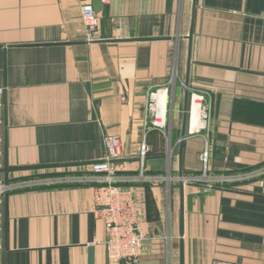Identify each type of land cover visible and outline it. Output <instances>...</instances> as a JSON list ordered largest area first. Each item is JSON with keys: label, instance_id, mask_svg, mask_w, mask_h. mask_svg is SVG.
I'll list each match as a JSON object with an SVG mask.
<instances>
[{"label": "crops", "instance_id": "0c3cea01", "mask_svg": "<svg viewBox=\"0 0 264 264\" xmlns=\"http://www.w3.org/2000/svg\"><path fill=\"white\" fill-rule=\"evenodd\" d=\"M91 1L0 0V167L5 138L10 165H35L100 160L104 136L117 135L118 174L138 177L128 183L137 264H180L181 242L183 264H264V172L249 169L264 161V0H101L92 41L80 16ZM155 89L165 92L167 134L146 122ZM191 90L206 92L211 117L201 132L188 115L182 138ZM88 168L13 171L9 181ZM92 185L10 190L1 264H107Z\"/></svg>", "mask_w": 264, "mask_h": 264}, {"label": "built area", "instance_id": "2783aa9c", "mask_svg": "<svg viewBox=\"0 0 264 264\" xmlns=\"http://www.w3.org/2000/svg\"><path fill=\"white\" fill-rule=\"evenodd\" d=\"M80 16L85 29L87 40H98L99 22L98 15L94 11L91 3H83L80 6ZM156 92L150 94L148 107L153 112V125L163 127L165 119L158 113ZM196 99L201 106V120L205 117L206 107L202 106L203 93L192 91L189 94V104ZM205 127L203 122L202 128ZM104 156L102 159L89 164L90 174L80 176L62 175L41 177L36 179H26L19 182H8L5 184L0 178V253L2 250L3 233V201L5 193L15 188H24L34 185H47L62 182H91L92 187V211L94 217L101 220L106 230L105 248L108 259L107 264H137L140 255L141 234L137 229V206L133 191L123 188L120 182L134 180L132 177H125L118 174L115 161L124 157L120 138L117 135H106L103 138ZM149 150L145 143L140 148L139 158H145ZM200 159L206 163L207 153L200 154ZM97 182L94 184V182ZM1 264V260H0ZM220 264V263H213Z\"/></svg>", "mask_w": 264, "mask_h": 264}, {"label": "water", "instance_id": "95a60500", "mask_svg": "<svg viewBox=\"0 0 264 264\" xmlns=\"http://www.w3.org/2000/svg\"><path fill=\"white\" fill-rule=\"evenodd\" d=\"M100 2L101 0H92L91 4L93 6V9L95 12H97L100 8ZM4 97V95H3ZM187 99V94H186ZM3 103H5V100L3 98ZM188 116V109H187V103L184 106V124L182 128V138L185 135V127H186V121ZM181 149L182 144H180L179 147V158H181ZM3 162L2 166L0 167V173L3 175V182L7 184L9 182V173L13 171H22V170H34V169H44V168H55V167H67V166H76V165H84V164H90L95 161H74V162H68V163H49V164H35V165H10L8 163L7 159V143L6 138L4 140V146H3ZM119 160V159H118ZM117 161V160H116ZM181 163V160H180ZM181 166V164H180ZM180 179H179V200H180V214H179V233L180 235L183 234V222H184V212H183V198H184V180L182 178L181 170L179 172ZM7 201H8V193H5L4 195V201H3V213H4V223H3V230H4V247L7 248ZM89 261L92 260V248H89ZM180 264H183V249H182V242L180 244Z\"/></svg>", "mask_w": 264, "mask_h": 264}, {"label": "rangeland", "instance_id": "374dc122", "mask_svg": "<svg viewBox=\"0 0 264 264\" xmlns=\"http://www.w3.org/2000/svg\"><path fill=\"white\" fill-rule=\"evenodd\" d=\"M158 89H161V88H158ZM157 89V90H158ZM156 89L155 90H153V91H151L150 93H149V95H148V99H147V101H146V104H145V115H146V122L151 126V127H153V128H155V129H158V130H160V131H162V132H164L165 134H167V130H168V126H167V122H166V120H167V115H168V112H167V109H166V120H165V125L163 126V127H158V126H155V125H153V112H151V110L149 109V107H148V104H149V101H150V98H149V96H150V94L151 93H153V92H156L157 91ZM192 91H198V92H201V93H203V97H204V99H203V101H201V103H202V106H204V107H206V115H205V117H202V122H205V127H203V128H200V130L199 131H201V132H204V131H206L207 129H208V124H209V120H210V117H211V111H210V104H209V100H208V98H207V94H206V92L205 91H201V90H191V91H189L188 92V113H189V94H190V92H192ZM165 118V117H164ZM195 133H197V131L195 132ZM106 136V135H105ZM104 136V137H105ZM141 145H142V143L139 145V151H138V156L140 155V148H141ZM177 143H175V144H170L169 145V151H170V153H171V149H172V151L174 152L173 154L175 155V153H176V151H177ZM149 151V150H148ZM148 151L146 152V155L148 154ZM123 153H124V150H123ZM203 153V152H202ZM145 155V156H146ZM199 158H200V155H199ZM201 160V159H200ZM201 162L203 163V165L205 164L204 162H203V160H201ZM141 165L142 164H140V167H141ZM117 166V165H116ZM252 169V168H254V170L256 171L255 173H263L264 172V161H262V162H260V163H258V164H256V165H252V166H250L249 167V169ZM89 169V168H88ZM204 176V174L203 175H201V176H199L198 177V179H196V180H200V181H207L208 179L206 178V177H203ZM0 178H3L2 176H1V173H0ZM133 179H138V177H132ZM192 181V180H191ZM131 181H123V182H120V185L123 187V188H129V189H131L132 191H133V189H132V187L131 186H129V184L128 183H130ZM97 182L95 181L94 182V184H96ZM126 183H127V185H126ZM175 185H177V182H175L174 183V186ZM133 193H134V191H133ZM97 219V218H96ZM138 222V221H137ZM137 229H138V226H137ZM138 261V260H137Z\"/></svg>", "mask_w": 264, "mask_h": 264}, {"label": "bare ground", "instance_id": "6f19581e", "mask_svg": "<svg viewBox=\"0 0 264 264\" xmlns=\"http://www.w3.org/2000/svg\"><path fill=\"white\" fill-rule=\"evenodd\" d=\"M157 100V109L159 115L162 117V120H164L165 116V92L160 91L154 96ZM201 106L200 102L196 99H193L190 102L189 105V129L194 131L198 129L201 125H203V122L201 120Z\"/></svg>", "mask_w": 264, "mask_h": 264}]
</instances>
